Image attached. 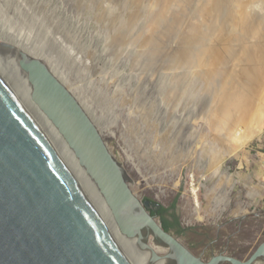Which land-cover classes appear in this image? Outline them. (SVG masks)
I'll list each match as a JSON object with an SVG mask.
<instances>
[{"label": "rangeland", "instance_id": "374dc122", "mask_svg": "<svg viewBox=\"0 0 264 264\" xmlns=\"http://www.w3.org/2000/svg\"><path fill=\"white\" fill-rule=\"evenodd\" d=\"M162 1L0 0V54L14 41L56 70L97 123L133 194L164 208L175 203L179 227L168 232L190 252L204 262L220 254L246 261L264 243V130L254 135L264 129V84L239 75L232 51L227 75L211 80L205 63L174 61L195 32L187 18L173 32ZM226 88L238 93L221 110ZM236 132L244 142H235ZM193 188L208 215L199 222Z\"/></svg>", "mask_w": 264, "mask_h": 264}, {"label": "water", "instance_id": "95a60500", "mask_svg": "<svg viewBox=\"0 0 264 264\" xmlns=\"http://www.w3.org/2000/svg\"><path fill=\"white\" fill-rule=\"evenodd\" d=\"M31 91L0 54V264H127L101 211L70 174L56 128L87 171L122 235L150 263L263 264L264 243L246 260L204 262L166 232L131 191L122 165L72 92L41 59L19 52ZM56 127V128H55ZM165 249L161 257L149 245Z\"/></svg>", "mask_w": 264, "mask_h": 264}, {"label": "bare ground", "instance_id": "6f19581e", "mask_svg": "<svg viewBox=\"0 0 264 264\" xmlns=\"http://www.w3.org/2000/svg\"><path fill=\"white\" fill-rule=\"evenodd\" d=\"M167 1H162L160 6L162 14L160 12L158 13V15L159 14L164 15L163 12L166 11L165 15L166 18L169 20L170 24H172L171 29L173 30V32L179 29L180 23H182L183 18H187L186 21L190 23V24L188 23L189 30L195 32L193 39H191L188 42L186 41L187 48L184 47L183 49L177 48L176 50L173 51V59H175L174 61H177L179 64L182 65V67L185 66L186 68L187 65L188 66L194 64L196 65L198 64V62H203L205 63L204 65L206 67V71L204 72V74L209 79L212 76L213 77L217 76L218 78V76L221 77L227 75L226 69L222 67H224L226 63V58L228 54L227 52L232 51V53L235 54V57L239 59L243 65L239 71V75L243 76L244 79L246 77L245 79L246 81L247 79L250 82L252 80V82L258 88L263 87L262 85L264 84V0H169L166 5L165 2ZM161 18L162 17L159 16V21ZM161 20H163V18ZM154 21H157V19ZM163 21H165V19ZM198 21H200L201 23L200 28L199 26L195 27L194 24V22L197 24ZM165 23L169 24L168 22ZM156 24L158 25L159 22ZM169 27L170 26H168V28ZM156 28L155 31L157 30ZM162 28L164 29L163 26ZM166 28L167 27H165V29ZM203 30H205V32ZM201 32L203 33V35L201 34ZM207 32L208 34H206ZM157 33L159 34V32ZM168 33L170 34V32ZM166 35L168 34L166 33ZM173 36L175 37L174 34ZM177 36L175 38H177ZM180 36L181 35H179V37ZM180 41L183 42V40L181 39ZM250 41H253V43H251ZM5 44H7L8 45L7 47H9L12 50L7 53L2 52L1 55L14 69V72L17 74V76L22 80V82L32 93V88L29 84L27 75L21 70L19 66V52L24 51L36 58H39V56L32 53L31 51L26 50V48L22 47L20 44L14 41L6 42ZM181 45H183V43H181ZM184 46H186L185 43ZM51 71L58 78V80H60V82L68 88L66 82L63 80L62 77H60L57 74L56 70L51 68ZM237 86L233 87V89L236 90ZM243 87L247 89L245 86ZM68 89L70 90V88ZM234 90H232L231 92H234ZM227 91L230 90L226 88L224 90V93L223 94L221 93L222 95H220L218 98L217 104L219 105L221 110L225 109V107L228 106L230 103H233L234 96L236 93H238V92L229 93ZM250 95H252V93ZM81 105L89 114L86 107L83 104ZM244 105H249L251 107L250 101L244 102ZM261 118L264 119V110L261 112L259 116V119ZM260 124L261 123L259 121V125ZM56 130L64 148L67 168L70 174L72 175L78 187L86 196V198L89 199L101 211L105 219V222L108 226V229L110 230L111 235L114 241L116 242L120 252L122 253L126 263L151 264L150 249L143 251L140 250L136 238L129 239L120 233L118 226L115 223V220L112 216V213L109 207L107 206V203L104 197L102 196V194L100 193L98 187L96 186L94 181L90 178L87 171L80 165L79 160L76 158L74 152L70 149L69 145L67 144L63 136L59 133L57 128ZM262 130L264 129L258 126V129L254 131L255 132L254 135L260 134L261 132H263ZM244 140L245 138L242 136L240 132L235 133L236 143L240 144L244 142ZM230 152L232 153L234 152V150L230 149ZM198 191L199 188L192 189L193 201H194L193 209L195 210V212L194 210L192 212L193 213L192 220L195 221L202 220L200 213L201 203L199 201ZM150 247L157 254H160L161 257H164L168 253L167 250L154 247L153 244L150 245ZM152 264H169V261L165 258H162L159 261H156L155 263Z\"/></svg>", "mask_w": 264, "mask_h": 264}, {"label": "trees", "instance_id": "16d2710c", "mask_svg": "<svg viewBox=\"0 0 264 264\" xmlns=\"http://www.w3.org/2000/svg\"><path fill=\"white\" fill-rule=\"evenodd\" d=\"M152 202V201H150ZM154 205V204H152ZM175 209V203H173L169 208H164L160 205L157 207H149L147 210L152 216H155L160 219V223L162 225V228L168 232L170 227H179V221L178 218L172 213L170 214V211H173ZM170 216L173 219V223L170 222L167 217Z\"/></svg>", "mask_w": 264, "mask_h": 264}, {"label": "built area", "instance_id": "2783aa9c", "mask_svg": "<svg viewBox=\"0 0 264 264\" xmlns=\"http://www.w3.org/2000/svg\"><path fill=\"white\" fill-rule=\"evenodd\" d=\"M193 187H194V185H193ZM199 192V191H198ZM260 202H262V204H263V206H264V196H263V200L261 199V201ZM255 207H256V205H255ZM200 213L201 214H203L204 216H206L207 215V212L205 213V212H203V206H202V203H201V209H200ZM208 216V215H207Z\"/></svg>", "mask_w": 264, "mask_h": 264}, {"label": "flooded vegetation", "instance_id": "af4514ba", "mask_svg": "<svg viewBox=\"0 0 264 264\" xmlns=\"http://www.w3.org/2000/svg\"><path fill=\"white\" fill-rule=\"evenodd\" d=\"M152 204H154V205H152ZM157 206H158V205H157L156 203H154V202H150L149 207H157ZM169 213L172 214V211H170ZM169 221L173 223V219H172V218H171Z\"/></svg>", "mask_w": 264, "mask_h": 264}, {"label": "crops", "instance_id": "0c3cea01", "mask_svg": "<svg viewBox=\"0 0 264 264\" xmlns=\"http://www.w3.org/2000/svg\"><path fill=\"white\" fill-rule=\"evenodd\" d=\"M264 167V165H262Z\"/></svg>", "mask_w": 264, "mask_h": 264}]
</instances>
